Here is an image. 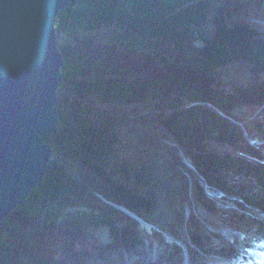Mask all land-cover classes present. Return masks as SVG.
<instances>
[{
  "label": "trees",
  "instance_id": "1",
  "mask_svg": "<svg viewBox=\"0 0 264 264\" xmlns=\"http://www.w3.org/2000/svg\"><path fill=\"white\" fill-rule=\"evenodd\" d=\"M252 6L69 0L56 22L58 124L41 134L53 163L1 221L0 264H176L179 244L117 206L149 222L162 198L170 234L184 228L194 261L218 244L238 254L214 231L224 226L255 232L264 248V219L254 213L264 214V24L248 19ZM236 66L241 80L224 78ZM205 183L234 200L232 214ZM183 200L202 211L184 213ZM154 242L165 250L156 259L146 255Z\"/></svg>",
  "mask_w": 264,
  "mask_h": 264
},
{
  "label": "water",
  "instance_id": "2",
  "mask_svg": "<svg viewBox=\"0 0 264 264\" xmlns=\"http://www.w3.org/2000/svg\"><path fill=\"white\" fill-rule=\"evenodd\" d=\"M68 4L69 0H0V223L26 200L53 163L52 148L41 134L58 124L57 91L64 61L56 22ZM184 256L188 258L187 248Z\"/></svg>",
  "mask_w": 264,
  "mask_h": 264
},
{
  "label": "rangeland",
  "instance_id": "3",
  "mask_svg": "<svg viewBox=\"0 0 264 264\" xmlns=\"http://www.w3.org/2000/svg\"><path fill=\"white\" fill-rule=\"evenodd\" d=\"M243 1H246L248 4L256 5V6H252V9H254V12L251 13L252 16H250L248 19L259 22L261 24H264V0H243ZM257 6H258V8H257ZM259 9H261V10L259 11ZM197 44H201V42L198 41ZM223 72H225L224 78L228 77L229 81H230V77H232L233 79L237 78L235 80L237 82L239 80H241V76L245 73L244 69L239 67V66H236L235 69L234 68H232V69H229V68L226 69L225 68ZM235 113H237V115H239L240 117H244L245 115H247V108L245 106L239 107V108H237ZM127 132H128V130H127ZM247 135H248V137L250 135L249 138L251 139V141H253L252 142L253 144L260 143L261 140L257 136V135H259L258 133H256V136H255V134L253 136L252 134L247 132ZM164 154H165V158H166L167 152L166 153L164 152ZM182 160H183L184 164L188 165L189 167L193 166L186 156L183 155ZM183 170H185V169H183ZM205 188L209 194H211L212 196H214V198L217 199V201L220 203L221 208L224 211H226L227 209L232 211V210H235L237 208L236 204L234 203V200H232L230 197H229L230 200L226 199V200H224V202L221 200V198L222 199L224 198V196L221 195V194H223L221 191L212 189L206 183H205ZM163 197L165 198V194H163ZM117 206L121 208L120 205H117ZM182 211L184 213H188L189 211H202V208L200 206L191 205L188 201L183 200ZM239 211H241V209H239ZM257 211L254 212L257 214L256 216L264 218V214L262 213V211H259V210H257ZM228 213L232 214V212H227L226 214H228ZM131 217H133V216H131ZM172 217H173L172 216V209L167 207L165 200L162 198L160 200V205L158 206L157 210H155V212L151 215V217H150L151 220H149V222L151 224H153V226L152 225L150 226L148 224H142L139 221L138 222H139L141 228L147 229L150 233H152L155 230H160L164 236L165 242H172L173 243L175 240L173 238H168V237H174V236H172L170 234V231L167 228L168 222L170 221V219ZM209 229H211V227H209ZM220 229L221 230L219 231V233H218V231H216V229H214V231L217 232V234H221V236L225 240H227L229 238V240L232 241L233 244H237L239 246L238 247L239 250L245 249L247 252H249V253H247V252H244L245 250H243V252L241 253L242 255L250 256V254H254L257 257L258 254H261V253H259L260 252L259 250H256V247H257L256 245H252L248 248V247H246L245 242L243 243V241L245 239L248 242L247 244H250V243L254 244V242L256 244H258L257 242L259 240H257V238H255V233L253 231L247 232V231H240L237 229H235V231H234L232 228H230L228 226L221 227ZM177 230H178L179 235L177 236V238L176 237L175 238L177 239V241L180 244L183 245L182 247L186 248L187 247L186 244L187 243L189 244V242H185L187 240V233L184 230V228H182L180 225H177ZM98 235L102 239H107L108 238L107 229L105 227L101 228L98 232ZM172 240H174V241H172ZM215 242H219V241L215 240ZM149 245H150V243L147 244V249H146V251H147L146 255L148 257L156 259V258L163 255L165 250L162 246L158 247V245H159L158 243L154 242L153 245H150V246ZM220 245L218 244V246H217L218 248H216L219 253L212 251V253L206 254L205 257L200 256V258H199L200 261L197 260V261L191 262V263H193V264H204V263L205 264H222V263L225 264V262H227L229 260L234 261V260L230 259L232 257L227 258L225 255L222 254V252L220 251L221 247H219ZM182 258L183 257L181 256V252H179V255H176L173 260L176 262V264H179L178 262L180 260H182ZM185 258H186V256H184V259ZM257 258H259V257H257ZM231 261H229V262H231Z\"/></svg>",
  "mask_w": 264,
  "mask_h": 264
},
{
  "label": "bare ground",
  "instance_id": "4",
  "mask_svg": "<svg viewBox=\"0 0 264 264\" xmlns=\"http://www.w3.org/2000/svg\"><path fill=\"white\" fill-rule=\"evenodd\" d=\"M249 137H250V135H249ZM253 142V141H252ZM191 264H193V263H191Z\"/></svg>",
  "mask_w": 264,
  "mask_h": 264
}]
</instances>
